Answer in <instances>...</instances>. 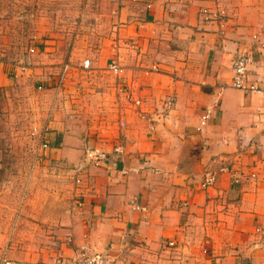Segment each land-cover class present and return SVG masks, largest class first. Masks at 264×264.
<instances>
[{
    "label": "crops",
    "instance_id": "1",
    "mask_svg": "<svg viewBox=\"0 0 264 264\" xmlns=\"http://www.w3.org/2000/svg\"><path fill=\"white\" fill-rule=\"evenodd\" d=\"M176 1L124 9L113 51L127 91L102 103L117 120L102 122L94 140L110 159L85 167L67 213L49 218L62 217L63 237L43 261L89 248L114 264H264V101L229 86L244 51L255 57L250 80L264 83V0H216L222 20L212 0ZM206 108L212 117L198 130ZM61 138L50 134L48 156L82 167L71 139ZM207 170L217 181L204 190Z\"/></svg>",
    "mask_w": 264,
    "mask_h": 264
},
{
    "label": "rangeland",
    "instance_id": "2",
    "mask_svg": "<svg viewBox=\"0 0 264 264\" xmlns=\"http://www.w3.org/2000/svg\"><path fill=\"white\" fill-rule=\"evenodd\" d=\"M132 1L0 0V263L50 264L43 256L61 244L56 226L62 217L57 224L49 218L67 213L75 200L71 191L83 181L74 177L76 163L48 156L50 134L71 139L67 146L78 150L83 164L102 122L111 128L117 120L109 105L106 111L101 106L127 91L123 75L116 78L108 65ZM54 258L57 264L69 257Z\"/></svg>",
    "mask_w": 264,
    "mask_h": 264
},
{
    "label": "built area",
    "instance_id": "3",
    "mask_svg": "<svg viewBox=\"0 0 264 264\" xmlns=\"http://www.w3.org/2000/svg\"><path fill=\"white\" fill-rule=\"evenodd\" d=\"M136 1V0H135ZM214 3V6L216 8L214 12V18L215 20H222L223 17H225V12L223 9L219 7V5L216 3V0H212ZM262 38L264 40V30L262 31ZM264 46V42H263ZM117 58L111 59V62L108 65L109 71L114 74V76L118 79L122 78L123 75V68L119 64V61L116 60ZM255 63V57L252 52L244 51L242 53H238L236 58L232 61V71H233V77L229 84L230 87L239 89L244 91L245 93H256L261 95L264 101V83H257L252 82L249 78L250 76V70L251 67ZM89 66V61H86L84 63V67ZM158 71V68L154 66L152 68V71ZM221 95V92L218 93V96ZM129 95L127 96V99H129ZM213 114L212 108H206V110L201 114V120L200 124L198 126V130H202V128L206 127V125L209 123V120L211 119ZM154 130V128H152ZM44 147L48 148V143L45 141ZM113 153L117 155H121L124 153V146L118 142V144L113 148ZM109 153L104 151L103 147L101 145H97V143L94 140H89L87 146L85 147L84 152V165L82 167H79L76 169V178L77 182L81 183L82 178L81 174L84 171L85 167L87 166H102L108 161ZM222 172H229V169L227 167L223 168L221 170ZM217 181V171L214 170H207L205 173L201 187L204 190H208V188H211L215 185ZM240 180L238 177L234 178V183H238ZM137 208H140V206H136ZM170 246L174 245V242H170ZM0 264H13L10 260L4 258ZM57 264H110L108 260V256L106 253L103 252H95L91 251L89 248H81L75 252V254L67 259H62L57 262Z\"/></svg>",
    "mask_w": 264,
    "mask_h": 264
}]
</instances>
